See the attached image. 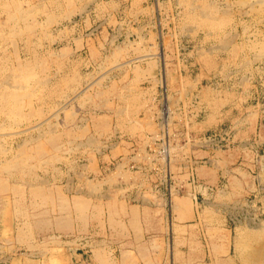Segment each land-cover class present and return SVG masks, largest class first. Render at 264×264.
<instances>
[{
	"label": "rangeland",
	"instance_id": "rangeland-1",
	"mask_svg": "<svg viewBox=\"0 0 264 264\" xmlns=\"http://www.w3.org/2000/svg\"><path fill=\"white\" fill-rule=\"evenodd\" d=\"M138 1L31 0L32 5L35 3L34 5H38V7L40 6L45 9V11L40 10L37 11L38 13H35L34 18L37 17L35 18V20L40 21V26H38V28L35 30V33L31 35V37L35 40L41 38L39 41V43L41 44L35 47L31 46L32 48H28L26 45V39L28 38V36L11 37L5 40L1 39L0 53L3 57L8 58L9 66L17 64L18 54H20L22 61L33 62L35 58L34 53H36L37 60L40 61H38L39 64H41V61H43L42 64L43 67H45H34L36 76L39 79H42H38V82H35L34 84H36L35 86L38 85V89L44 88L43 90L45 91V93L43 94V99L40 100L38 98L39 95H36L35 100L33 99L32 105L34 106L36 112H38L36 115L33 114L30 118L21 120H19L18 118L16 120L13 118H7L4 115L0 116V126H3L0 127V133L12 134L9 131L18 130L20 127H31L34 122L36 123L38 121H41L45 117H47V120H45L42 123L41 127H39L38 129H30L31 131L27 130L26 132L24 131L19 135H15V137H8L6 140L2 138V140L0 139V142H2L3 146L6 148H8L9 145V152L4 154L10 157L12 154H16L18 149H22L20 146V148L18 147L19 142L20 144L25 142L23 144H25L27 148H30V146L32 147L34 144V139H39L38 141H41L42 138L48 137L50 135V133H48L50 131L48 130L49 128L51 129V126L53 127L54 125L55 128L53 129L55 130L51 129V131L61 133L63 146L66 145V147L68 148L70 146L71 147L69 148L70 150H54L57 155L60 154V156H66L67 158L65 160L54 159L48 160L47 163H43L39 162L34 157H26V159H28L27 161L29 164V168L31 169L32 173L35 174L26 172L15 173V176H11L9 172H1L2 170H0V177H2L3 180L11 183L12 185H17V183H19L18 185L22 187L21 190L27 197L28 201L30 200V183H38L34 178V176H38L42 179L47 178L50 184L59 183L63 187H66V190H68L67 193L70 195L79 192L81 195H83V192L85 194H88L90 190H93V192L89 194L90 198L94 202L93 204H96L98 202H95L94 198L95 196L99 195L100 192H103L104 196H107V198L111 195L121 200L124 199L127 204H133L134 201L131 197L132 195L129 194L128 197L130 188H127L128 186L126 185H132L133 189H135L134 187L137 185L150 187L149 181L154 180V182H159L162 179L164 180L166 178V173H156L148 179L147 174L139 173L136 171L134 172L126 164L125 167L123 164H118L119 157L123 156L120 154L124 153L122 150H120L119 147L115 149L113 154L106 156L107 160L103 159L102 161V154H106L107 152H109L107 150L111 149L112 146H116L118 142L122 140L125 141L126 137L123 136L124 134L122 132H118V130L119 127L123 125V120H128L131 117L128 115V113L133 114V116L137 119L141 116V122L140 120L139 123L136 122L138 124L137 126L141 128L142 131L145 129L149 131L142 137L143 142L141 145L139 144L140 142H136V145L139 148H144L148 136L150 134H157L159 132L160 128L158 127L157 118L160 115L159 112L161 111V108H163L161 106V104L163 103V101L161 100V95L164 91H166L167 93V97L165 98L166 100L164 101L166 104L165 106L168 105V107H166L168 108L167 115L172 116L171 119H174L175 122V124L173 125L171 123V130L172 128H179L180 124L178 120L182 119V117L185 118V114H180L179 107L183 104L187 105L192 100L193 96H197L199 98L198 109L200 110V115L192 116L189 119L190 121L187 122L189 123L188 130L193 134H203L214 131L217 128L231 127L235 130L237 141L235 146L231 147L230 149L218 150L220 153L217 151L213 155V163L219 162L218 166H220V168H218V183L216 182L215 184L216 180H212L210 182L204 179L205 181L210 183V185H214V191L212 193L208 194L205 190L206 195L208 194L207 197L205 196L207 200L203 201L200 199V201H196L193 198L194 194L190 193V191L188 190L182 195H187L190 200L192 198L199 210L201 209V206L202 204H204V202L208 203L207 206H204L203 208H206L207 210V215L210 218L211 225L207 230V238L202 239L204 244H208V242L210 244L211 242L215 241H219V243L221 244L226 243L228 246V256L232 260V264H262L261 261L258 260H260V258L264 256V56L261 55V52L264 48V33L262 32L264 31V0L261 4L259 2H262V0ZM186 1H188L189 3ZM68 2H70V5L75 8V11L71 14V16L63 17L64 8L67 7ZM199 2L201 5L199 4ZM24 4L25 6L28 5L27 2H24ZM194 4L198 5L195 6ZM213 5L214 7H212ZM252 6L257 8L254 9ZM201 8H203L205 11ZM223 8L224 10L226 9V11L229 10L228 14L226 11L224 13ZM210 9L211 11H213V13L217 12L216 14H214L215 17L214 15L212 16L213 13L210 11ZM220 10L223 12H221ZM202 11L203 13H205L204 15H206L208 12V16L210 17H207L211 18V23L207 19V17L201 14ZM56 13L57 15L55 16L57 19L51 22L48 16H50L51 14L54 15ZM61 13L62 15H60ZM229 13L231 14L229 15ZM217 15H219V18ZM224 15H227V18ZM229 16H231V18ZM202 17L203 19H201ZM6 18V13L2 11L0 6V21H6ZM214 18L216 19L214 20ZM217 18L220 21H218ZM226 20L228 21L226 22ZM215 21L218 22L215 23ZM215 26L216 28L214 29ZM224 26L226 27L224 28ZM43 27L44 29H46V32L43 31ZM245 28L247 29L245 30ZM209 29L211 30V33L209 32ZM229 30L232 32V36L233 34L235 36L236 33L234 40L237 41L236 46H233V49H230V51L228 50V45L229 42L231 43L232 41H223L227 37L228 39L229 37H232ZM225 32L227 34H225ZM237 34L239 35L237 36ZM45 35L48 36L46 37ZM234 36L232 38H234ZM255 41H257V45ZM260 42H262V44H259ZM259 47L261 48V52L259 51ZM114 51L117 52L113 53ZM229 52L231 54H235L237 75L239 74L238 76H240V72L246 73V76L243 77V80H241L239 77H236L237 80H239L241 86L237 88V106L233 109H229L227 106H225L228 94L227 90L225 89L227 88L228 82H226V78L221 77L222 75L226 76L225 71L228 65V58L231 56ZM53 53H55V55ZM61 53H63L62 56ZM52 57L56 58L53 59ZM212 65L215 66L214 69H212ZM146 70H149V72H147ZM202 70L207 71V75L204 76V73L202 72L201 76L203 78H195L196 73H199ZM165 71L167 73H165ZM143 72L145 73L143 74ZM215 72L218 74H215ZM74 73L76 75H74ZM49 74L51 75L48 80ZM165 74L167 76V82H169L167 83V87L164 90L162 87V83H160V79H162L163 75ZM66 76L68 77V79ZM71 77L73 78V80ZM171 79L173 81H171ZM45 81L47 82V85ZM114 82L116 83V85ZM128 82H130L128 85L132 84L129 87L127 85ZM53 86L55 89L53 88ZM120 86H122L123 88ZM121 88L123 89V91L121 90ZM244 88L246 89V92H243ZM57 89L60 91H57ZM212 89L220 93L224 91L225 93H223V100L225 101L220 109L223 112L220 120L217 124L213 125L210 128H207L203 126L201 121L202 115L204 114V109L202 108V99L203 96H214ZM52 90L54 91L52 92ZM138 90L140 91L138 92ZM120 95L122 96L120 97ZM105 96H107L108 98ZM127 97H129L130 100ZM50 98L53 101H51ZM136 98L138 100H136ZM63 102L68 103L67 105L63 106ZM131 106L132 108L135 106L134 109H132ZM39 108L42 110L40 111ZM65 109H70L72 110V112H75V114H72L73 117L71 119L67 118V116L65 115ZM122 109L124 112L122 111ZM25 110H29V108H25ZM55 112L58 117L53 116L55 115ZM112 113L117 114L114 115ZM108 114L111 116V121L115 119L114 124H110L111 129L106 131V133L104 132V130H95L93 124V121H95L94 117ZM85 120L87 122H85ZM14 121H16L17 123ZM119 121L122 124H119ZM84 123H86V125H84ZM72 124L74 125V127ZM78 125L81 126L79 127ZM68 126H71L73 128L71 129L73 132L75 130H79L80 128L82 129L86 127L89 129L90 133L88 136H84L86 134L82 136L76 134L77 137L73 136L70 138L66 131V129H70ZM134 126H136V124H134ZM39 130L46 133L41 134ZM100 132L102 133L100 134ZM92 135L95 138L97 137V139H90ZM115 136H119L120 139L112 140V138H114ZM29 138H31L32 140H30ZM88 140H90L91 142L89 141L90 143H88ZM128 142H130L129 144L130 146H132V143L135 141ZM246 142H250L251 144L247 145ZM181 150L184 151L185 148H181ZM188 150H190L189 147L186 149V151ZM193 153L194 156L198 158L207 154L206 152H203L201 150L193 151ZM4 154H0V160L5 157L3 156ZM111 155L112 157H110ZM128 156L129 154L124 156V158ZM134 158L141 161L145 160V158L139 155H136ZM179 159L180 158L177 157V165H173L174 178L176 179L175 181L179 184L181 182L185 183V185L190 190L191 184H188V182L186 181V177L188 175L186 176V173L183 172L181 168H179ZM213 163L202 164L196 167V173L200 178L201 175L198 173V168L202 167L203 165L205 167H215ZM71 164L75 166L72 167ZM220 164H222L223 166ZM122 172H124L126 175L128 174V178H124L122 176L124 175L122 174ZM15 177L17 183L14 182ZM233 177L236 180V183L234 185H232V181H230ZM131 178L135 180L138 179V181L134 182ZM138 182L142 183L137 184ZM90 183H97L101 185L98 190L96 188L90 189L92 188L88 186ZM105 183L108 184L107 191L103 190L102 185ZM237 185H239V187ZM140 191L141 189L138 192ZM106 193L107 195H105ZM147 194V200H150V202L143 200V202L147 203L144 205L150 204L152 206L164 208L167 235L164 238L163 242L165 249L168 250V253L167 259L159 264H163L164 262L168 264V262L170 261V256L173 257L176 264H183L181 260L183 259V255L185 253H188L189 249L187 244L184 240H180L179 236H175L178 240L179 250L177 254H175V252L171 254L169 250V240L174 239V237L172 236L173 234L180 235L183 232L182 228L184 226L181 227L182 225H178L175 222L177 231H171L170 235L169 226L170 224L172 226V221H174L172 219V213L174 212V209H171V206H168L167 197H165L163 194L159 192H150V190H148ZM9 195L13 196V194ZM134 200H141L139 193H137V198H134ZM217 201H226L228 205L226 206V208H219V206L215 207L214 203H216ZM100 203H102V205L106 204L102 201H100L98 204ZM92 210L96 212L95 208H91V211ZM105 212H107L106 209ZM217 213H219L223 219L225 218V220H216L214 224L213 214L217 216ZM223 215H225V217ZM103 217L105 219L104 226H102L98 222V220L95 222L93 221V224L92 222L90 223V220L88 223L84 224L82 221L77 219L78 225L75 233L71 231L69 232L67 230H64V232L56 231L54 229L51 230L52 232L48 230V233L46 232L45 234L48 237L53 233H55L56 235H60L61 241L59 242L58 240H55L57 241L56 243L53 240L47 239L45 242L46 244L44 245V243L42 242L45 241V237L41 235V230H35L33 235V243L35 244L32 246H28V243L26 244V241L17 238L18 233L16 231L19 230L17 224H22L21 221H23L24 218H15V224L17 226L15 227V229L12 227V233L11 230H5L3 232L0 229V264H57V262L53 261L54 257L56 256L65 258L68 264H77L76 260L72 257L74 254L84 252L91 259L93 256L92 249L95 247H101L105 249L108 253H110L109 255H112L111 257L116 260L119 257V254L115 253L114 250H110L107 248L110 247L111 241L114 240V231L109 227V225H107L109 224L108 215L104 213ZM116 218L120 219L121 217L118 216ZM179 227H181V229ZM179 229L182 231H180ZM6 238H8L7 241ZM54 243L56 246L54 245ZM246 243H248L249 245L247 244L245 248L244 244ZM240 244L243 245L241 246ZM219 248H222V246L220 245ZM125 249H127L129 253L132 254V258L136 259L135 254L137 255V253L131 251L126 247ZM208 254L213 256L214 251L212 248L210 249V252L208 251ZM262 259L264 260V258ZM93 264L97 263L95 262Z\"/></svg>",
	"mask_w": 264,
	"mask_h": 264
},
{
	"label": "bare ground",
	"instance_id": "bare-ground-1",
	"mask_svg": "<svg viewBox=\"0 0 264 264\" xmlns=\"http://www.w3.org/2000/svg\"><path fill=\"white\" fill-rule=\"evenodd\" d=\"M55 1V0H54ZM69 1V0H67ZM80 1V0H79ZM138 1V0H137ZM261 1V0H259ZM24 2H27L28 5L25 6ZM36 2V1H35ZM139 2V1H138ZM184 2V1H183ZM188 2V1H186ZM206 2V1H205ZM255 2H258V1H255ZM254 2V3H255ZM189 3V2H188ZM252 3V2H251ZM250 3V5H251ZM260 4L263 3V0L262 2H259ZM35 4V3H34ZM32 5L31 4V0H0V6H1V9L2 11H4L6 13V21H0V40H5V39H8V38H11V37H26L28 36V38L26 39L27 41V47L28 48H32L31 46H37L41 43H39L40 39L39 38L38 40L36 39H33L31 37V35L33 33H35V30L38 28V26H40L39 22L40 21H36L35 17L34 18V15L37 11H45L44 8L42 7H38V5ZM38 4V3H37ZM40 4V3H39ZM200 4V2H199ZM206 4V3H205ZM74 5V4H73ZM195 6L198 5V4H194ZM201 5V4H200ZM199 5V6H200ZM207 5V4H206ZM255 5V4H254ZM29 6V7H28ZM45 6V4H44ZM103 7V6H102ZM194 7V6H192ZM201 7V6H200ZM199 7V8H200ZM214 7V5L212 6ZM216 7V6H215ZM254 9L257 8V7H254L252 6ZM59 8V7H58ZM115 8V7H114ZM198 8V9H199ZM260 8V7H259ZM203 9V8H201ZM209 9V8H208ZM215 9V8H214ZM54 10V9H53ZM63 10V9H62ZM192 10V9H191ZM195 10V9H194ZM204 10V9H203ZM213 10V9H212ZM217 10V9H216ZM224 10V8H223ZM257 10V9H256ZM75 11V8H73L71 5H70V2L67 3V7L64 8V14H63V17H69L71 16V14ZM205 11V10H204ZM207 11V9H206ZM211 11V9H210ZM209 11V12H210ZM221 11V10H220ZM226 9L224 10V13H225ZM254 11V10H253ZM201 12V10H200ZM213 13V11H211ZM223 12V11H221ZM227 14L229 12V10L226 11ZM263 12V11H261ZM38 13V12H37ZM53 13V12H52ZM77 13V12H76ZM217 12L213 13L212 16L214 14H216ZM247 13V12H246ZM257 13V12H256ZM40 14V13H39ZM203 16L207 17L208 16V12L206 15H204L205 13H202ZM231 13H229L230 15ZM260 14V13H259ZM56 14H51L50 16H48L49 20L51 22L55 21L56 18ZM62 15V13L60 14ZM189 15V14H188ZM211 15V14H210ZM220 15V13H219ZM219 15L218 18H219ZM59 16V15H58ZM196 16V15H195ZM211 16V17H212ZM216 16V17H217ZM226 16L227 18V15H224ZM60 17V16H59ZM210 17V16H208ZM207 19L210 21L211 23V18H208ZM215 17V15H214ZM231 18V16H229ZM235 17V16H234ZM259 17V16H258ZM47 18V19H48ZM217 18V20H218ZM225 18V17H224ZM262 18V17H261ZM66 19V18H65ZM189 19V18H188ZM203 19V17L201 18ZM206 19V18H205ZM216 18H214L215 20ZM235 19V18H233ZM86 20V19H85ZM207 20V21H208ZM213 20V18H212ZM231 20V19H230ZM242 20V19H241ZM61 21V20H60ZM220 21V20H218ZM218 21H215V23H217ZM222 21H223V18H222ZM221 21V22H222ZM228 20H226L227 22ZM261 21V20H260ZM42 22V21H41ZM46 22V21H45ZM206 22V21H205ZM47 23V22H46ZM188 23H189V20H188ZM197 23V22H196ZM220 23V22H219ZM225 23V22H223ZM199 24V23H198ZM201 24V23H200ZM203 24V23H202ZM229 24V23H228ZM210 25V24H209ZM212 25V24H211ZM222 25V24H221ZM246 25V24H245ZM43 26V24H42ZM41 26V27H42ZM50 26V25H48ZM199 26V25H198ZM197 26V27H198ZM220 26V25H219ZM218 26V27H219ZM244 26V25H243ZM226 26H224L225 28ZM50 28V27H49ZM209 28V27H208ZM216 28V26L214 27V29ZM228 28V27H227ZM248 28V27H247ZM245 28V30L247 29ZM221 29V27H220ZM64 30V29H63ZM225 30V29H223ZM244 30V31H245ZM43 31L46 32V29H44L43 27ZM211 30L209 29V32ZM230 31V30H229ZM228 31V32H229ZM44 32V33H45ZM213 32V31H212ZM231 32V31H230ZM248 32V31H247ZM264 33V31H262ZM211 33V32H210ZM214 33V32H213ZM212 33V34H213ZM219 33V32H218ZM221 33V32H220ZM235 33V32H234ZM245 33V32H243ZM225 34H227L225 32ZM229 34V33H228ZM231 36H232V32L230 33ZM229 34V35H230ZM258 34H261V33H258ZM42 35V34H41ZM49 35V34H48ZM47 35V36H48ZM209 35V34H208ZM215 35V34H214ZM221 35V34H220ZM224 35V34H223ZM239 34H237L238 36ZM243 35V34H242ZM249 35V34H248ZM46 36V35H45ZM46 36V37H47ZM217 36V35H216ZM228 36V35H227ZM234 36V34H233ZM232 36V37H233ZM235 36H236V33H235ZM234 36V38H235ZM258 36V35H256ZM264 36V35H263ZM262 36V37H263ZM44 37V36H43ZM232 37H229V38H232ZM232 38V39H234ZM240 38V37H239ZM53 39V38H52ZM237 39V38H236ZM246 39V37H245ZM248 39V38H247ZM251 39V38H250ZM225 40H229L228 37L226 39H224L223 41ZM244 40V39H243ZM249 40V39H248ZM262 40V39H260ZM264 40V39H263ZM50 41V40H48ZM232 41V40H231ZM259 41V40H257ZM257 41L256 42V45H257ZM228 42V41H227ZM226 42V43H227ZM253 42V41H252ZM26 43V42H25ZM49 43V42H48ZM225 43V44H226ZM230 43V42H229ZM233 43V41H232ZM245 43V41H244ZM259 44H262V42H260ZM221 45V44H220ZM231 45V44H230ZM233 45V44H232ZM250 45V44H249ZM255 45V46H256ZM44 46V45H43ZM42 46V47H43ZM123 46V45H122ZM226 46V45H225ZM225 46H222V47H225ZM254 46V45H253ZM252 46V47H253ZM40 47V46H39ZM215 47V46H214ZM218 47V46H217ZM230 47V46H229ZM250 47V46H248ZM264 47V46H263ZM10 48V47H9ZM54 48V47H53ZM231 48V47H230ZM260 48V47H259ZM119 49V48H118ZM233 49V48H232ZM254 49V48H253ZM41 50V49H40ZM121 50V49H120ZM229 50V49H228ZM236 50V49H235ZM26 51V50H25ZM45 51H46V48H45ZM56 51V50H55ZM96 51V50H95ZM113 51V50H112ZM261 52V48L259 50ZM29 52V51H28ZM53 52V51H52ZM62 52V51H61ZM64 52V51H63ZM117 51H114L113 53H115ZM232 52V51H231ZM258 52V53H260ZM19 53V52H18ZM237 53V52H236ZM264 56V48L261 52ZM50 54V53H49ZM55 55V53H53ZM57 54V53H56ZM63 53H61V56H62ZM65 54V53H64ZM67 54V53H66ZM260 55V57H261ZM20 54H18L17 56V64H14L13 66H9L8 65V58H5L1 55L0 53V116L4 115L5 117L7 118H13V119H28L30 118L33 114H37L38 112H36L34 106L32 105V102H33V99L35 100V97L36 95H39L38 98L41 100L43 99V94L45 93V91L43 90L44 88L42 89H38L37 86H35L36 84H34L35 82L37 83L38 82V77L36 76V73L34 72V67L35 66H38V67H41V68H44L43 67V64L41 61V64H39V60H37V57H36V53H34V60L33 62H28V61H22L21 60V56ZM46 56V55H45ZM53 56V55H52ZM59 56V54H58ZM57 56V57H58ZM256 56V55H255ZM106 57V56H105ZM25 58V57H24ZM32 58V57H31ZM53 58V57H52ZM56 58V57H55ZM53 58V59H55ZM107 58V57H106ZM249 58V57H248ZM256 58V57H255ZM259 58V57H258ZM151 59V58H150ZM160 59V58H159ZM106 60V59H105ZM109 60V58H108ZM39 61V62H38ZM128 61V60H127ZM150 61V60H149ZM148 61V62H149ZM163 61V59H162ZM167 61V60H166ZM118 62V61H117ZM116 62V63H117ZM158 62V61H157ZM250 62V61H249ZM62 63V62H61ZM164 63V61H163ZM245 63V62H244ZM247 63V62H246ZM128 64V63H127ZM168 64H171V63H168ZM119 65V63H118ZM117 65V67H118ZM51 66V65H50ZM121 66V65H120ZM147 66V65H146ZM164 66V65H163ZM172 66V65H171ZM139 67V66H138ZM64 68V67H63ZM162 68V67H161ZM61 69V68H60ZM142 69V68H141ZM150 69V68H148ZM59 70V69H58ZM57 70V71H58ZM63 70V69H62ZM143 70V69H142ZM50 71V70H49ZM101 71V70H100ZM105 71V70H104ZM140 71V70H139ZM147 71V70H146ZM156 71V70H155ZM163 71V70H162ZM48 72V71H47ZM67 72V71H66ZM71 72V71H70ZM149 72V70L147 71ZM145 72H143L144 74ZM165 73H167L165 71ZM55 74V73H54ZM68 74V73H67ZM73 74V73H72ZM71 74V75H72ZM149 74V73H148ZM50 75L49 74V77H48V80L50 78ZM66 75V74H65ZM64 75V76H65ZM69 75V74H68ZM74 75H76L74 73ZM61 76V75H60ZM63 76V75H62ZM139 76V75H138ZM67 77V76H66ZM73 77V76H72ZM71 77V78H72ZM153 77V76H152ZM41 78V77H40ZM52 78V77H51ZM62 78V77H61ZM74 78V77H73ZM72 78V80H73ZM68 79V77H67ZM66 79V80H67ZM39 80H42V79H39ZM44 80V79H43ZM58 80V79H56ZM71 80V79H70ZM96 80V79H95ZM94 80V82H95ZM127 80V79H126ZM169 80V79H168ZM47 81V80H46ZM45 81V82H46ZM51 81V80H50ZM49 81V82H50ZM53 81V80H52ZM157 81V79H156ZM171 81H173L171 79ZM43 82V81H42ZM131 82V81H130ZM128 82L127 85L130 83ZM169 82V81H168ZM167 76L166 74L163 75L162 79H160V83H162V87L163 89L165 90V88L167 87ZM56 83V82H55ZM59 83V82H58ZM64 83V82H63ZM93 83V82H92ZM101 83V82H100ZM115 83V82H114ZM123 83V82H122ZM41 84V83H40ZM74 84V83H73ZM79 84V83H78ZM120 84V82H119ZM126 84V83H125ZM170 84V83H169ZM46 85H47V82H46ZM52 85V84H50ZM57 85V84H56ZM68 85V84H66ZM65 85V86H66ZM116 85V83H115ZM124 85V84H123ZM126 85V86H127ZM132 85V84H130ZM128 85V87L130 86ZM135 85V84H134ZM64 86V84H63ZM80 86V85H79ZM91 86V85H90ZM101 86V85H99ZM112 86V85H111ZM77 87V86H76ZM104 87V86H103ZM122 87V86H120ZM127 87V88H128ZM54 88V86H53ZM61 88V87H60ZM59 88V89H60ZM68 88V87H67ZM71 88V87H70ZM85 88V87H84ZM87 88V87H86ZM116 88V87H115ZM123 88V87H122ZM121 88V90L123 91V89ZM131 88V87H130ZM50 89V88H49ZM55 89V88H54ZM63 89V88H62ZM100 89V88H98ZM118 89V88H117ZM134 89V88H133ZM154 89V87H153ZM169 89V88H168ZM61 90V89H60ZM57 89V91H60ZM73 90V89H72ZM89 90V89H88ZM115 90V89H114ZM128 90V89H127ZM141 90V89H140ZM138 90V92L140 91ZM213 90V89H212ZM54 90H52L53 92ZM65 91V90H64ZM84 91V90H83ZM87 91V90H86ZM132 91V90H131ZM66 92V91H65ZM74 92V91H73ZM79 92V91H78ZM109 92V91H108ZM115 92V91H113ZM128 92V91H127ZM48 93V92H47ZM46 93V94H47ZM60 93V92H58ZM64 93V92H63ZM70 93V92H69ZM68 93V94H69ZM83 93V92H82ZM97 93V92H96ZM117 93V92H116ZM141 93V92H140ZM56 94V93H55ZM71 94V93H70ZM77 94V93H76ZM75 94V95H76ZM86 94V93H85ZM122 94V93H121ZM134 94V93H133ZM83 95V94H82ZM81 95V96H82ZM47 96V95H46ZM56 96V95H55ZM63 96V95H62ZM74 96V95H73ZM90 96V95H89ZM119 96V95H118ZM122 95H120L121 97ZM129 96V95H128ZM107 97V96H105ZM125 97V96H124ZM137 97V96H136ZM84 98V97H83ZM91 98V97H90ZM108 98V97H107ZM126 98V97H125ZM129 98V97H127ZM206 98V97H205ZM208 98V97H207ZM71 99V98H70ZM51 101H53L51 98H50ZM66 100V98H65ZM68 100V99H67ZM85 100H88V99H85ZM91 100V99H90ZM101 100H102V96H101ZM100 100V101H101ZM110 100V99H109ZM116 100V99H115ZM125 100V99H124ZM123 100V101H124ZM130 100V98H129ZM136 100H138L136 98ZM135 100V101H136ZM203 100V99H202ZM207 100V99H205ZM212 100V99H210ZM70 101V100H69ZM99 101V102H100ZM106 101V100H105ZM119 101V100H118ZM126 101V100H125ZM124 101V102H125ZM128 101V100H127ZM142 101V100H141ZM140 101V102H141ZM43 102V101H42ZM83 102V101H82ZM108 102V101H107ZM115 102V101H114ZM131 102V101H130ZM139 102V101H138ZM64 103V102H63ZM66 103V102H65ZM67 105V103L65 104ZM71 103V102H70ZM81 103V102H80ZM101 103V102H100ZM106 103V102H105ZM112 103V102H111ZM116 103V102H115ZM119 103V102H118ZM129 103V102H128ZM223 103V102H222ZM45 104V103H44ZM50 104V103H49ZM84 104V103H82ZM107 104V103H106ZM122 104V103H120ZM206 104V103H205ZM55 105V104H54ZM69 105V104H68ZM104 105V104H102ZM115 105V104H114ZM118 105V104H117ZM130 105V104H129ZM133 105V104H132ZM165 102H164V108H161V111L159 112V114L163 111L164 115L167 116L168 114V105L165 106ZM44 106V105H43ZM49 106V105H48ZM53 106V105H52ZM62 106V107H63ZM71 106V105H70ZM210 106V105H208ZM215 106V105H214ZM219 106V104H218ZM101 107V106H100ZM103 107V106H102ZM107 107V106H106ZM119 107V106H118ZM126 107V106H125ZM129 107V106H128ZM135 107V106H134ZM134 107L131 108L134 109ZM25 108H29V110H25ZM55 108V107H54ZM60 108V106H59ZM64 108V107H63ZM62 108V109H63ZM114 108V107H113ZM120 108V107H119ZM118 108V109H119ZM40 109V108H39ZM58 109V107H57ZM56 109V110H57ZM117 109V108H116ZM42 109H40L41 111ZM64 110V109H63ZM66 110V109H65ZM101 110V109H100ZM115 110V109H114ZM121 110V109H120ZM125 110V108H124ZM128 110V109H127ZM139 110V109H138ZM218 110V109H217ZM97 111V110H96ZM113 111V110H112ZM119 111V110H118ZM123 111V109H122ZM135 111V110H134ZM53 112V111H52ZM116 112V111H115ZM124 112V111H123ZM128 112V111H127ZM130 112V111H129ZM66 113V114H65ZM64 114L67 116V118L71 119L73 116L72 114L75 112H72V110L70 109H67L66 112ZM138 113V112H137ZM144 113V112H143ZM41 114V113H40ZM42 114H43V111H42ZM45 114V113H44ZM51 114H54V113H51ZM58 114V113H57ZM114 114V113H112ZM117 114V113H116ZM114 114V115H116ZM124 114V113H123ZM94 115V114H92ZM119 115V113H118ZM133 115V114H132ZM53 116H57L56 115V112H55V115ZM136 116V115H135ZM45 117V116H43ZM58 117V116H57ZM89 117V116H88ZM125 117V116H124ZM141 117V116H140ZM140 117L137 119L136 118V121L139 123V120H140ZM36 118V117H35ZM49 118V117H48ZM66 118V117H65ZM93 118V117H92ZM95 118V121H93V124H94V127H95V130L97 131H103L106 133V131L110 130L111 127H110V124H111V116L108 114V115H99L97 117H94ZM134 118V117H133ZM68 119V120H69ZM74 119V118H73ZM72 119V120H73ZM135 119V118H134ZM2 120V119H1ZM5 120V119H4ZM32 120V118H31ZM36 120V119H35ZM47 120V117H45L44 119H42L41 121H38V122H34L33 125H31V127L27 126V127H20L18 130H15V131H9L11 132L12 134L10 133H0V139L2 140V138H4L5 140L8 138V137H12L15 135H19L20 133L22 132H26L27 130H30V129H38L39 127H41L42 123ZM23 121V120H22ZM26 121V120H25ZM127 121H130L129 119ZM152 121V120H151ZM16 122V121H14ZM13 122V123H14ZM31 122V121H30ZM48 122V121H47ZM46 122V123H47ZM52 122V121H51ZM85 122H87L85 120ZM92 122V121H91ZM125 122V121H124ZM141 122V120H140ZM1 123V122H0ZM3 123V122H2ZM8 123V122H7ZM6 123V124H7ZM17 123V122H16ZM28 123V121H27ZM56 123V122H55ZM121 122L119 121V124ZM136 122H134L135 124ZM144 123V122H143ZM11 124V123H10ZM50 124V123H49ZM58 124V123H57ZM75 124V123H74ZM83 124V123H82ZM118 124V125H119ZM122 124V123H121ZM5 125V124H4ZM59 125V124H58ZM57 125V126H58ZM73 125V124H72ZM84 125H86V123H84ZM83 125V126H84ZM128 125V124H127ZM79 126V125H78ZM81 126V125H80ZM79 126V127H80ZM82 126V127H83ZM89 126V125H88ZM0 127H3V126H0ZM49 127V125H48ZM70 129H66L67 131V134L69 135V137H75L76 134L79 135V136H82L84 134V136H88L90 131L88 128H80L79 130H75L74 132L71 130L73 129L71 126H68ZM74 127V125H73ZM55 128L54 125L53 127L51 126V129L52 130H55L53 129ZM124 128H127L126 126H124ZM145 128V126H144ZM1 129V128H0ZM45 129V128H44ZM51 129L49 128L48 133H50V135L48 137H44L42 138L41 141H38L39 139H34L33 142V146L30 148H27L25 144V142H22L20 144L19 142V145L18 147L20 146L22 149H18V151L16 152V154H12L10 157H8L6 154L4 153H8L9 152V145H8V148L4 147L3 146V143L0 142V154H4L3 156H5L2 160H0V170H2L1 172L3 171H6V172H9L11 176H15L14 174L15 173H26V172H31V169L29 168V164H28V159L27 158H36L39 162H45L47 163L48 160H54V159H66L67 157L66 156H60V154H56L54 152L59 150V151H63V150H70L69 148L71 147H66V145L63 146V140H62V134L59 133V132H56V131H51ZM58 129V127H57ZM94 130V131H95ZM132 130V129H131ZM136 130V129H135ZM31 131V130H30ZM40 131V130H39ZM44 131V130H43ZM128 131V129H127ZM41 134L42 133H46V132H42L40 131ZM39 132V133H40ZM134 132V131H133ZM93 133V132H92ZM102 132H100L101 134ZM38 135V133H37ZM40 135V134H39ZM44 135V134H43ZM94 135V134H93ZM90 137V139H97V137ZM31 136V135H30ZM78 136V137H79ZM35 137V136H34ZM77 137V136H76ZM33 138V137H32ZM40 138V137H39ZM30 140H32L31 138H29ZM77 139V138H76ZM87 139V138H86ZM28 140V139H27ZM25 141V140H24ZM78 141V140H77ZM76 141V142H77ZM90 140H88V143ZM101 141V140H99ZM31 142V141H30ZM67 142V141H66ZM75 142V141H73ZM95 142V141H94ZM98 142V141H96ZM71 143V142H70ZM83 143V142H82ZM81 143V144H82ZM87 143V142H86ZM87 143V144H88ZM93 143V141H92ZM23 144V145H22ZM31 144V143H30ZM72 144V143H71ZM77 144V143H76ZM75 144V145H76ZM84 144V143H83ZM7 145V144H6ZM5 145V146H6ZM25 145V146H24ZM80 145V143H79ZM86 145V144H85ZM94 145V143H93ZM97 145V144H96ZM77 146V145H76ZM83 146V145H82ZM92 146V144H91ZM19 147V148H20ZM88 147V146H87ZM75 148V146H74ZM11 149V148H10ZM17 149V148H16ZM11 151V150H10ZM73 151V150H72ZM85 151V150H84ZM68 152V151H67ZM219 152V151H218ZM60 153V152H59ZM82 153V152H81ZM220 153V152H219ZM222 153V152H221ZM10 154V153H9ZM88 154V153H87ZM220 155V154H219ZM58 156V157H57ZM71 156V155H70ZM230 156V155H229ZM228 157V156H227ZM221 158V157H220ZM226 158V157H225ZM231 160V159H229ZM58 161V160H56ZM68 161V160H67ZM220 161V160H219ZM36 162V161H35ZM50 162V161H49ZM52 162V161H51ZM55 162V161H54ZM60 162V161H59ZM96 162V161H95ZM63 163V161H62ZM66 163V162H65ZM69 163V162H68ZM223 163V162H222ZM70 164V163H69ZM68 164V165H69ZM95 165V164H94ZM213 165L215 166V168H220L219 165V162L217 163H213ZM222 165V164H220ZM38 166V165H37ZM42 166V165H41ZM72 167H74L75 165L71 164ZM81 166V165H80ZM223 166V165H222ZM32 167V165H31ZM69 167V166H68ZM79 168V167H78ZM51 169V168H50ZM56 169V168H55ZM54 169V170H55ZM35 170V168H34ZM57 170V169H56ZM78 170V169H77ZM226 171V170H225ZM230 171V170H229ZM0 172V173H1ZM5 172V173H6ZM135 172V171H134ZM199 174L201 175H204V176H212V172H211V168L208 167V166H202L199 168ZM4 173V175H5ZM133 173V172H132ZM32 174H35V173H32ZM41 174V173H39ZM124 174V175H122ZM122 176L124 178H128V174L126 175L124 172H122ZM244 174V173H243ZM2 175V174H1ZM237 175V174H236ZM141 176V175H140ZM243 176V175H242ZM27 177V176H26ZM29 177V176H28ZM136 177V176H135ZM23 178V177H22ZM35 180L38 182V183H30V190H29V201L27 199V197L25 196V194L22 192L21 190V186H19L17 183V180H16V177L14 179V182L17 183V185H12L11 183H8L7 181L3 180L2 177H0V229L4 232L5 230H11V233H12V227L15 229V227L18 225V231H16L18 234H17V238L18 239H22L23 241H26V244L28 243V246H32L34 245L35 243L34 242V238H33V235H34V231L35 230H41V235L45 237V241L42 242L44 243V245L46 244V240L47 239H50V240H58L59 242L61 241V238H60V235H56L55 233L53 234H50V236L48 237L46 234V232L49 230L51 231L53 228L54 229H58V231L60 232H64V230H67V231H71L73 233L76 232V225H74V222L76 219H79L80 221H82L84 224L88 223L89 220H93V219H96L98 220V222L104 226V223H105V219H104V213L106 215L109 216L108 218V222L110 223V226L113 227L115 226V224H122V220L120 221L119 219H116L115 217H118L119 215H123L124 214H128L130 216V222H131V226L138 231H141V226H139L138 222H137V218L140 214V209L138 207V205L136 204H127V202L123 199V200H120L118 199L117 197L115 196H109V204H108V211L105 212V209H104V205H102V203L98 204V202L96 204H93V201L91 198H89V195L91 192H93V190H90V192L88 194H85L83 192V195L79 193H75V194H68L66 190V187H63L62 185H60L59 183H52L50 184L48 181L47 178H41V177H36L34 176ZM138 178V177H137ZM132 181H138L131 178ZM28 180V179H27ZM26 180V181H27ZM217 180V179H216ZM9 181V180H8ZM25 181V180H24ZM51 181V180H50ZM232 181V185H234L236 183V180L235 178H231ZM143 182V181H142ZM142 182H138L137 184H140ZM214 183V182H213ZM212 183V184H213ZM218 183V182H217ZM22 184V183H21ZM26 184V183H25ZM100 185L101 184H97V183H93V184H89L88 186L92 187L90 189H93V188H96L97 190L100 188ZM146 186V185H145ZM230 186V185H228ZM239 187V185H237ZM236 187V186H235ZM234 188V187H233ZM229 189V188H228ZM86 190V189H85ZM222 190V189H221ZM243 190V188H242ZM78 191V190H76ZM81 191V190H80ZM84 191V190H83ZM87 191V190H86ZM220 191V190H219ZM226 191V190H225ZM228 191V190H227ZM238 191V190H237ZM245 191V190H244ZM98 192V191H97ZM234 192V191H233ZM87 193V192H86ZM102 193V192H100ZM224 193V192H223ZM221 193V194H223ZM9 194H13V196H10ZM104 194V193H103ZM228 194V193H227ZM101 195V194H100ZM107 195V193L105 194ZM182 194H178V195H174L172 196V201H171V209H174L176 213H178L177 215V219H184V218H187V217H191L192 216V212H193V204H192V201L187 197V196H180ZM220 195V194H219ZM102 196V195H101ZM223 196V195H222ZM234 196V195H233ZM236 196V195H235ZM219 197V196H218ZM232 197V196H231ZM103 202V201H102ZM147 204V203H146ZM91 208H95L96 212H94L93 210L91 211ZM144 216V220L146 221V226L147 228H156L159 224H160V221L161 220H164V208L163 207H157V206H152V205H144L143 206V211L141 212ZM76 216V217H75ZM194 216V215H193ZM15 218H24L23 221H21L22 224H15ZM143 218V217H142ZM176 218V217H175ZM173 219V218H172ZM189 219V218H188ZM79 221V222H80ZM142 221V220H141ZM18 222V221H17ZM127 222V221H126ZM173 224L171 226H169V234L171 235V231L173 232V230H176L177 228L175 227V222L172 221ZM208 223V222H207ZM194 224V223H193ZM124 225V224H123ZM141 225V224H140ZM143 225V224H142ZM196 225V224H195ZM122 226V225H121ZM161 226V225H160ZM124 227V226H123ZM144 227V225H143ZM183 227V226H181ZM181 227H179L181 229ZM185 227V226H184ZM121 228V227H120ZM100 229V228H99ZM125 229V227H124ZM179 229V230H180ZM183 229V228H182ZM66 231V233H67ZM103 231V230H102ZM145 231V230H144ZM177 231V230H176ZM182 231V230H180ZM52 232V231H51ZM131 232V231H130ZM146 232V231H145ZM48 233V232H47ZM102 233V232H101ZM115 233V232H114ZM189 233V232H188ZM96 234V233H95ZM173 234V233H172ZM178 234V232H177ZM251 234V233H250ZM99 235V234H98ZM121 235V234H119ZM125 235V234H124ZM129 235V234H128ZM15 236V235H14ZM123 236V235H122ZM137 236V235H136ZM142 236V235H141ZM173 236V235H172ZM175 236H178V235H174V239H170L169 240V250L171 252V254H173L175 252V254L178 253V240L176 239ZM264 236V234H263ZM127 237V236H125ZM185 238V237H184ZM3 239V238H2ZM8 238H6V241H7ZM38 239V238H37ZM195 239V238H193ZM1 240V239H0ZM145 240V239H144ZM184 240V239H183ZM188 240V239H187ZM153 242V245L150 249L149 246H147V243H141L138 245V252H139V255L142 256V258L145 259V264H159L161 263L160 261H156V260H153L150 258L149 256V251L150 250H158L159 248L163 247L164 246V242L162 240V242L159 240L158 237H153L152 240ZM190 241V240H189ZM196 241V239H195ZM199 241V240H197ZM36 242V241H35ZM57 241H55L56 243ZM58 242V243H59ZM142 242V241H141ZM181 242V241H180ZM187 242V241H186ZM257 242V241H256ZM23 243V242H22ZM51 243V242H50ZM53 243V242H52ZM54 243V245H55ZM182 243V242H181ZM190 243V242H188ZM209 243V242H208ZM8 244V243H7ZM6 244V245H7ZM39 244V243H38ZM196 244V243H194ZM193 244V245H194ZM239 244V243H238ZM237 244V245H238ZM248 243L244 244L245 248H246V245ZM254 244V243H253ZM207 245V244H205ZM214 245V244H213ZM241 245V244H240ZM243 245V244H242ZM241 245V246H242ZM249 245V244H248ZM251 245V244H250ZM2 246V245H1ZM11 246V245H10ZM56 246V245H55ZM54 246V247H55ZM208 246V245H207ZM243 246V247H244ZM256 246V245H255ZM203 247V246H202ZM205 247V246H204ZM213 247H217L218 249V246L214 245ZM248 247V246H247ZM1 248V247H0ZM38 248V247H37ZM45 248V247H44ZM168 248V247H167ZM11 249V248H10ZM9 249V250H10ZM43 249V248H42ZM53 249V248H52ZM163 249V248H162ZM5 250V249H4ZM3 250V251H4ZM54 250V249H53ZM166 250V249H165ZM245 250V249H244ZM8 251V250H7ZM42 251V250H41ZM50 251V250H49ZM85 251V250H84ZM159 251V250H158ZM194 251V250H193ZM240 251V250H239ZM12 252V251H11ZM92 252H93V257L89 259V263L93 264L95 262H98L99 264H115L113 258L111 257V255H109L110 253H108L105 249L101 248V247H95L92 249ZM199 252V251H198ZM196 252V253H198ZM241 252V251H240ZM243 252V251H242ZM23 253V252H22ZM57 253V252H56ZM12 254V253H11ZM25 254V253H24ZM45 254V253H44ZM43 254V255H44ZM55 254V253H54ZM151 254V253H150ZM154 254V253H153ZM181 254V253H180ZM217 254V253H216ZM243 254V253H242ZM52 255V254H50ZM49 255V256H50ZM57 255V254H56ZM214 255V254H213ZM10 256V255H9ZM8 256V257H9ZM25 256V255H24ZM23 256V257H24ZM221 256V255H220ZM15 257V256H14ZM48 257V255H47ZM132 254L129 253V251L127 249H125V247H123L122 249V253H121V261H122V264H140L136 259L132 258ZM181 257V256H180ZM203 257V256H202ZM215 257V256H214ZM18 258V257H17ZM21 258V257H20ZM216 258V257H215ZM264 258V256H262L260 258V260L258 261H261L262 264H264V260L262 259ZM3 259V258H2ZM140 259V258H139ZM197 259V258H196ZM214 259V258H213ZM5 260V259H4ZM3 260V261H4ZM51 260V259H49ZM18 261V260H17ZM21 261V260H20ZM19 261V262H20ZM54 262H57V264H68L67 260L65 258H60V257H54L53 259ZM195 261V260H194ZM8 262V261H7ZM51 262V261H50ZM215 262V261H214ZM227 263V262H226ZM232 263V262H231ZM256 263V262H255ZM4 264V263H3ZM52 264V263H50ZM163 264H167L166 262H164ZM168 264H176L173 257L170 256V261L168 262ZM218 264V263H217ZM225 264V263H224Z\"/></svg>",
	"mask_w": 264,
	"mask_h": 264
},
{
	"label": "crops",
	"instance_id": "crops-1",
	"mask_svg": "<svg viewBox=\"0 0 264 264\" xmlns=\"http://www.w3.org/2000/svg\"><path fill=\"white\" fill-rule=\"evenodd\" d=\"M234 39L229 38L230 41L231 40L233 41V43L231 42L228 45L229 51H230V49H232L233 46L234 47L236 46L237 41L234 40ZM231 56H233V57H231ZM231 56L228 58V65H227V69L225 71V75L226 76H223V75L221 76L223 78H226V82H228L227 88L225 89V90H227V93H228L227 94V101L225 103V106H227L229 109H233L234 107L237 106V100H236L237 88H239V86H241V84H240L239 80H237L236 77H239L241 80H243V77L246 76L245 72H243V73L240 72V76H238L239 74L237 75V73H236V57H235V54H231ZM212 66H213L212 69H214L215 66L214 65H212ZM202 72L204 73V76L207 75V71L202 70L201 72L196 73L195 78L202 77L201 76ZM215 74H218V73L215 72ZM243 92H246L245 88H244ZM223 93H225V92L223 91V92L220 93L218 91L213 90V95L214 96H212V97L203 96L202 108L204 109L203 110L204 114L202 115V120L201 121H202V124H203L204 127L210 128L213 125L217 124L218 121L220 120V118H221V116L223 114V112L220 109L222 107V104L225 101V100H223L224 99L223 98ZM205 99H207V100H205ZM210 99H212V100H210ZM218 104H219V106H218ZM208 105H210V106H208ZM128 115L131 116L129 118L130 121L123 120L125 122L123 123V125L121 127H119V130H118V132H122L124 134L123 136L126 137L125 141L122 140V141L118 142L116 146H112L111 149L107 150L109 152H107L106 154L105 153L102 154V161H103V159L107 160L106 156H108L110 154H113V152L115 151V149L117 147H119L120 150H122L124 152L123 154H120V155L126 156L127 154H131V152H132L131 147L132 146H130V144H129L130 142H128V141L140 142L139 144L141 145L142 142H143L142 141V137L149 132L146 129L142 131V129L137 126L138 125L137 123H135L136 126H134V122H137L136 118L130 113H128ZM114 120L115 119H113L111 121V123L114 124ZM124 126H126L127 128H124ZM127 129H128V131H127ZM110 157H112V155ZM110 161H112V160H110ZM106 162H109V161H106ZM210 168H211L212 176H202L200 174L201 178L205 179V180H208L210 182L212 180L215 181L216 178H217V180L215 181V184H216V182H218V173H219L218 169L215 168V167H210ZM198 171H199V168H198ZM120 178H122V177H120ZM102 186H103V190L107 191L108 184L105 183ZM126 186H128L127 188H130L129 189L130 191L128 192V197H129V194H131L132 195L131 197H132V199L134 201L133 204L138 205L139 209L141 210L140 214H139V216L137 218V222H138L139 226H141L142 230L137 232V230H135L131 226L130 216L128 214L126 215V214L123 213V215L122 214L119 215V217H121L119 220L120 221L122 220V224H115V226H113V227L110 226V223L107 224L115 232L114 233V240L111 241L110 247H107V248L110 249V250H114L115 253L119 254V257L116 260H114V258H113L115 264H122L121 251H122L123 247H126V248L130 249L131 251L137 253V255L135 254L136 260L140 264H145V259L142 258L141 255H139L138 245L141 244V243H147V246H149L150 249H151V247L153 245V242L151 240H152L153 237H158L161 242H162V240H164V238L167 235L166 234L167 229H166L165 216H164V220H161L160 224L156 228H147L146 221L144 220L145 218H144L143 214L141 213L143 211V206L146 203L143 202V200L135 201L134 198H137L138 191L133 189L132 185H130V186L126 185ZM135 187H139V185H137ZM203 192H205V190H203ZM100 194L95 196V198L93 196V198L95 199V202L103 201L104 203H106L104 205V209H106V211H108V208H109L108 204H109V201H110L109 197L107 198V196H104L103 192L100 193ZM87 196H89V198H90V195H87ZM180 196H183V195H180ZM184 196H187V195H184ZM206 197H207V195H206ZM204 200H207V199L203 198V201ZM191 201H192L193 208H194L191 217H187V218L179 220V219H177L178 218L177 217L178 213H176L175 210L172 213V218H173L174 222H176V224H178V225L185 226V227H183V232L180 235H178L180 237V240L184 239L185 243L187 244V246L189 248L188 249V253H185L183 255V259L181 260L182 263L183 264H217V263L218 264H224V263L225 264H232L231 263L232 260L228 256V246H227L226 243L225 244H221V243H219V241L218 242L215 241V242H211L210 244L208 243L207 244L208 246H207V245L204 244V242L202 240L203 238H207L206 237L207 230H208V228L211 225L210 218L207 215V210H206V208H203L204 206H207L208 203L204 202V204H202V206H201V209L199 210L196 207V204H195V202H194V200L192 198H191ZM214 204H215V207L219 206V208H221V207L226 208V206L228 205L226 201H224V202L217 201ZM225 215H223V216L225 217ZM108 218H109V216H108ZM213 218H214V220H213L214 224H215L216 220H219V219L223 220V221L225 220V218L223 219L222 216L219 213H217V216L213 214ZM93 221L95 222L97 220L96 219L90 220V223L92 222V224H93ZM76 224H77V219L74 222V225H76ZM142 224L144 225V227H143ZM77 225H76V228H77ZM123 226L125 227V229H124ZM54 230L58 231V229H54ZM119 234H121V235H119ZM125 236H127V237H125ZM173 237H174V234H173ZM193 238H195L196 241ZM197 240H199V241H197ZM188 242H190V243H188ZM194 243H196V244H194ZM213 244L215 246L218 245V249H217V247H213L214 246ZM220 245L222 246V248H219ZM211 248L214 251V255L213 256L208 254V251L210 252ZM158 250H156V251L150 250L149 251L150 258L153 259V260H156V261H160V262L165 261L167 259L168 250L167 249L165 250L164 246L159 248ZM196 252H198V253H196ZM72 257L76 260L77 264H89L88 263V256L84 252L76 253ZM96 263L99 264L98 262H96Z\"/></svg>",
	"mask_w": 264,
	"mask_h": 264
},
{
	"label": "built area",
	"instance_id": "built-area-1",
	"mask_svg": "<svg viewBox=\"0 0 264 264\" xmlns=\"http://www.w3.org/2000/svg\"><path fill=\"white\" fill-rule=\"evenodd\" d=\"M167 97L166 91L161 95V100H166ZM161 106L164 108V104ZM199 98L193 96L192 100L187 105H181L179 107L180 114H185V118L178 120L180 127L179 128H170L172 123L175 124L174 119H171L172 116H165L163 111L158 116V127L159 132L157 134H150L146 140L144 148L141 149L136 145V142L132 143V152L128 157L124 156L119 157L118 164H125L129 166L132 171L139 173H144L149 177H152L153 174L165 172L166 178L161 181L150 182V187H144L139 185L135 187L136 191H139L141 200H147L148 190L150 192H159L167 197V204L170 206L172 201V196L183 194L184 192L190 191L194 194V199L196 201L203 200L206 198V193L203 190H206L207 193H212L214 191V185H210L207 181L200 178L196 173V167L202 164H211L213 163V155L218 150L230 149L235 146L237 141V136L234 128L224 127L217 128L214 131L203 133V134H193L188 130V121L192 116H199L200 110L198 109ZM172 114V113H171ZM120 139L119 136L112 138ZM247 145H250V142H246ZM246 145V146H247ZM190 150L186 151L187 148ZM185 148V150H181ZM179 149V150H178ZM201 150L207 154L198 158L194 156L193 151ZM182 154V156H181ZM136 155L142 156L145 160H137L134 157ZM179 159V168L186 174V181L188 184H191L190 190L181 182L177 183L174 178L173 165H177L176 158ZM207 194V195H208Z\"/></svg>",
	"mask_w": 264,
	"mask_h": 264
},
{
	"label": "water",
	"instance_id": "water-1",
	"mask_svg": "<svg viewBox=\"0 0 264 264\" xmlns=\"http://www.w3.org/2000/svg\"><path fill=\"white\" fill-rule=\"evenodd\" d=\"M89 263V262H88ZM89 264H91V263H89Z\"/></svg>",
	"mask_w": 264,
	"mask_h": 264
}]
</instances>
